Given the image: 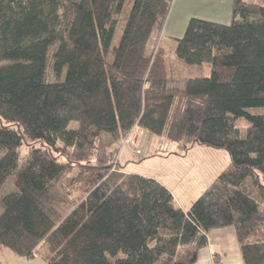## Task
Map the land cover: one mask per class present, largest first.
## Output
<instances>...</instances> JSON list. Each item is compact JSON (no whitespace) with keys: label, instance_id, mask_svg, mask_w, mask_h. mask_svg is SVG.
<instances>
[{"label":"trees","instance_id":"obj_1","mask_svg":"<svg viewBox=\"0 0 264 264\" xmlns=\"http://www.w3.org/2000/svg\"><path fill=\"white\" fill-rule=\"evenodd\" d=\"M168 10L0 0V251L32 259L46 244L47 264H193L207 233L230 227L243 264H264V6L234 0L226 26L192 18L174 54L210 72L180 88L156 47ZM136 128L185 150L224 149L232 171L184 212L118 156L73 158L89 139L124 142ZM10 179L16 190L1 195Z\"/></svg>","mask_w":264,"mask_h":264},{"label":"rangeland","instance_id":"obj_2","mask_svg":"<svg viewBox=\"0 0 264 264\" xmlns=\"http://www.w3.org/2000/svg\"><path fill=\"white\" fill-rule=\"evenodd\" d=\"M248 1L264 6V0ZM121 30L122 29L118 30V35ZM161 37L162 32L156 43V47L164 49L162 57L166 64V70H168L167 76L170 81L169 85L172 88L182 87L184 83L182 80H184L186 76L195 78V76H206L209 74L210 70L207 69H204V71H199L197 69L187 70L185 64L175 57L174 50L176 47H174V41L171 40L172 43L170 44L167 42V39L162 41ZM116 41L117 39L115 42ZM172 44H174V46H172ZM154 45L155 43L150 47L152 50L154 49L153 55L156 52V47ZM249 111L251 113L262 112L259 109H252ZM97 140L98 142L95 148H91L90 143L92 141L89 139V144H87L84 149H75L71 151L74 160L76 159L82 162L87 160L98 165V163L105 164L109 160L113 161L116 156H118V162L123 166V170H126V173L149 178L155 177L164 185L171 188L175 194L176 202L181 204L183 209H189L193 202L200 197L205 186L211 180L210 178L212 175L215 176L214 178L216 179L221 172L227 170L232 171L230 157H228L224 149L218 150L211 147L207 148L203 145H193L185 150L176 143L173 144L161 141L160 138L149 134L143 128H136L133 130L124 142L121 140L119 142H114L109 135L107 136L104 134H100ZM199 148H207L206 150L209 151L199 153ZM119 150L120 153L125 150L128 151L125 154V156H127L126 159L122 156L123 154L120 155L118 153ZM28 151L29 148L27 146L24 147L21 151L22 157L28 154ZM138 152L141 154H138ZM114 170H117L115 165ZM211 182L213 183V181ZM15 190L13 181L10 179L3 187L1 195H7L9 192ZM47 254V245L42 244L39 246L35 258L30 259V262L27 264H43V261L46 263L45 259L48 256ZM120 257L121 255H119V258ZM12 260L7 262V264H18L15 262L12 263ZM162 262V259H159L156 264H162ZM0 264L4 263L1 261Z\"/></svg>","mask_w":264,"mask_h":264},{"label":"crops","instance_id":"obj_3","mask_svg":"<svg viewBox=\"0 0 264 264\" xmlns=\"http://www.w3.org/2000/svg\"><path fill=\"white\" fill-rule=\"evenodd\" d=\"M169 3L168 16L164 23L162 31V41L167 39L170 44L174 38H182L188 23L192 18L198 20H205L212 23H219L221 25L230 24L232 20V8L234 0H167ZM171 46V45H170ZM174 46V44H172ZM112 146V145H111ZM114 147V144H113ZM201 147V146H199ZM209 148V147H207ZM207 148H199L198 152L202 153ZM128 151L125 150L120 153L127 158L125 154ZM126 173V170H123ZM228 171V170H227ZM129 174V173H128ZM215 176H211V180L205 186V189L211 185V181L214 182ZM217 177V176H216ZM156 179L155 177H151ZM157 180V179H156ZM163 186L172 193L175 203L184 211L189 209H183L181 204H178L175 199V194L167 185L157 180ZM204 189V190H205ZM207 245L203 247L197 254V261L193 264H243L242 257H240L239 246L237 245L236 235L230 227H224L222 229H213L206 235ZM13 259V260H12ZM12 260V263L27 264L30 259H20L14 256L9 251L2 249L0 251V262L7 264ZM43 264H47L43 261Z\"/></svg>","mask_w":264,"mask_h":264},{"label":"built area","instance_id":"obj_4","mask_svg":"<svg viewBox=\"0 0 264 264\" xmlns=\"http://www.w3.org/2000/svg\"><path fill=\"white\" fill-rule=\"evenodd\" d=\"M138 154H141V153L138 152Z\"/></svg>","mask_w":264,"mask_h":264}]
</instances>
